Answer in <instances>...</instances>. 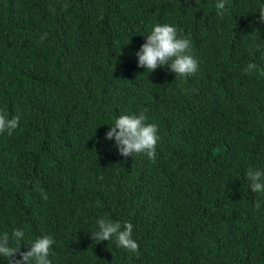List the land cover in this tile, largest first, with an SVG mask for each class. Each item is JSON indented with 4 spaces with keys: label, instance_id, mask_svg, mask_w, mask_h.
<instances>
[{
    "label": "trees",
    "instance_id": "trees-1",
    "mask_svg": "<svg viewBox=\"0 0 264 264\" xmlns=\"http://www.w3.org/2000/svg\"><path fill=\"white\" fill-rule=\"evenodd\" d=\"M216 3L0 0V114L20 116L0 134V235L22 229L20 252L53 237L51 264H264L247 180L264 170V0H226L222 18ZM157 24L191 40L196 74L138 67ZM144 110L154 161L105 139ZM101 217L131 222L138 253L95 242Z\"/></svg>",
    "mask_w": 264,
    "mask_h": 264
},
{
    "label": "clouds",
    "instance_id": "clouds-1",
    "mask_svg": "<svg viewBox=\"0 0 264 264\" xmlns=\"http://www.w3.org/2000/svg\"><path fill=\"white\" fill-rule=\"evenodd\" d=\"M216 13L221 18L226 10V0H217ZM259 19L264 22V7L259 9ZM41 36V41L46 37ZM138 67L148 70L149 73L159 67H167L176 79L187 78L196 74L199 70L198 61L192 54V42L190 39L178 35V30L170 24H157L153 26L150 34L146 36V42L141 45L136 53ZM257 69L255 63H248L244 71L251 75ZM20 116L11 119L0 114V134L11 136L19 127ZM105 139L114 140L119 154L123 157L144 155L154 161L157 157V144L160 140L158 127L154 122H148L146 110L138 115L122 114L115 118L114 124L109 127ZM249 188L253 193H264V170L249 169L247 172ZM42 198L47 200V194ZM257 210L261 207L258 200L255 203ZM97 230L91 233L92 239L99 243L109 241L115 237L116 244L130 253H138L139 245L132 238L133 225L131 222L121 224L103 217L96 221ZM24 239V231L20 228L13 229L11 236L7 232L0 235V257L8 261V264H51L49 255L55 243L53 237L44 235L28 245V250L20 252V241ZM10 241H14L18 247H12ZM20 259H15L16 254Z\"/></svg>",
    "mask_w": 264,
    "mask_h": 264
}]
</instances>
